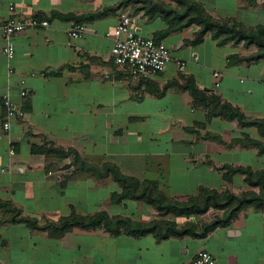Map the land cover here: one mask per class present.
I'll list each match as a JSON object with an SVG mask.
<instances>
[{"label":"crops","instance_id":"obj_1","mask_svg":"<svg viewBox=\"0 0 264 264\" xmlns=\"http://www.w3.org/2000/svg\"><path fill=\"white\" fill-rule=\"evenodd\" d=\"M196 1L217 19L264 27V16H256V4L247 0ZM118 4L0 0V21L11 16L13 6L21 19L51 23L49 29L16 34L13 60L0 56V264H188L200 251L211 252L217 264H264V212L252 208L206 237L158 239L123 228L110 232L104 225L53 235L17 222L31 217L41 225L58 224L73 214L100 213L136 224L162 221L142 201L115 202V195L123 192L117 182L82 169L75 154L61 156L51 149L72 150L90 165H115L127 177L156 182L162 193L179 201L197 196L201 188L238 195L232 187L242 184L243 192L259 191L246 184L244 175L226 178L223 169L264 172V154L234 144L245 137L262 140L260 132L213 114V105L202 98L216 97L249 121H264V59L237 62L256 55V46L220 45L210 35L193 46L189 42L199 27L163 37L168 29L163 19L139 14L133 22L137 31L166 43L173 55L165 72L139 82L117 72L112 61L113 40L107 34L120 21ZM76 24L86 25L79 40L69 36ZM178 61L186 63L184 70ZM216 73L222 76L219 88ZM191 89L203 96L196 99ZM24 90L26 97L21 96ZM5 94L26 113L8 132Z\"/></svg>","mask_w":264,"mask_h":264},{"label":"trees","instance_id":"obj_2","mask_svg":"<svg viewBox=\"0 0 264 264\" xmlns=\"http://www.w3.org/2000/svg\"><path fill=\"white\" fill-rule=\"evenodd\" d=\"M130 0H123L119 6L124 7ZM172 4L166 3L164 0H136L138 3H143L140 11H144L150 20L162 18L168 25V29L162 33L163 37L169 36L172 33L182 31L191 26H198L199 30L195 37L189 43L193 46H198L204 42L205 37L211 35L212 38L220 45H225L229 42L241 44L244 42L248 46L255 45L258 47L256 55L249 58H238L237 62H251L264 59V28H250L240 23H231L216 19L210 15L204 5L196 0H168ZM255 2L256 0H251ZM60 17L59 14H55ZM104 13L92 16L93 18L103 16ZM157 41V40H156ZM193 96L198 99L203 95L198 91L191 89ZM204 103H211L212 113L218 114L226 120H237L242 126H255L262 136V140H254L250 137L236 141L234 144H240L246 147H256L260 154H264V121L253 120L249 121L242 112L227 103H221L216 97L203 96ZM52 153L61 156L75 154L76 161L81 164L82 169L95 175L97 178H111L117 182L123 189L120 195H115V202L131 199L142 201L152 206L160 216L165 217L169 214H185L196 213L203 215L211 208L223 211L224 217L217 219L209 226L200 228L194 223H188L183 227L170 221H155L148 224H136L132 220L124 217L110 218L106 213H100L94 217H80L76 214L70 217L63 218L58 224L47 223L41 225L37 219L31 217H23L18 221L25 222L31 228L39 231H48L53 235H62L63 233L72 230L75 227L92 230L101 226H106L110 232L117 233L120 228L125 229L133 235L154 234L158 239H168L171 237H183L191 235L194 237H206L210 232L219 227L228 226L231 222L239 217V215L247 209H256L264 212V172L254 171L251 168L243 167H225L227 171L226 178L229 175L241 174L245 176V182L252 188H258L259 191H247L241 195H235L229 190L219 192L201 188L197 196H191L187 201H179L167 197L159 190L156 182L145 181L140 182L134 178L123 175L120 170L112 164L104 166L90 165L81 160L74 151H64L62 149H51ZM2 205V202L0 203ZM6 206V204H5ZM9 206V205H7ZM20 213H16L19 216ZM116 228V229H115Z\"/></svg>","mask_w":264,"mask_h":264},{"label":"built area","instance_id":"obj_3","mask_svg":"<svg viewBox=\"0 0 264 264\" xmlns=\"http://www.w3.org/2000/svg\"><path fill=\"white\" fill-rule=\"evenodd\" d=\"M14 11L15 8L11 6V16L0 21V42L3 43L0 44V56H5L10 60H13L16 55V46L13 41L16 34L32 29H49L51 27V23L47 19L38 17L21 19L15 16ZM119 16L120 21L117 27L107 34V37L113 40L111 57L115 70L127 73L139 82L155 78L165 72L173 61L172 51L167 44L141 35L133 25L130 9L121 10ZM85 33L86 25L76 24L70 29L69 36L74 40H79ZM178 66L184 70L186 63L178 61ZM36 75L32 74L34 77ZM215 77L217 79L216 87L219 88L222 76L220 73H216ZM21 84L26 85V78L22 77ZM21 96H28V91H22ZM3 106L6 111L4 130L8 132L16 121L25 119L26 113L10 94L4 95ZM11 155H15V149L11 150ZM5 171L2 170V172ZM188 264H217V261L211 252L200 251Z\"/></svg>","mask_w":264,"mask_h":264},{"label":"rangeland","instance_id":"obj_4","mask_svg":"<svg viewBox=\"0 0 264 264\" xmlns=\"http://www.w3.org/2000/svg\"><path fill=\"white\" fill-rule=\"evenodd\" d=\"M164 1L166 3H168V4H170V5L172 4L173 6H175L174 3H171L168 0H164ZM219 1L222 2L223 0H219ZM247 1H248L249 4H256V16H260V17L264 16V14H261L259 12L260 10L264 11V0H256L255 2H252L251 0H247ZM122 2H123V0H119V4L118 5H120V3H122ZM127 3L128 4L125 5L124 7L119 6V12L121 10H124V9H130V14H131L133 22H134V17L138 16L139 14H142L143 16L145 15L148 18V16L145 14L144 11H140V8L143 7V5H144L143 3H138V2H136V0H130ZM160 19H162V18H160ZM259 19H261V18H259ZM259 27H263V26H256V28H259ZM256 48L258 49L257 46H256ZM256 189H258V188H256ZM225 190H227V189H225ZM232 190L233 191L236 190L235 192H239L238 195H241L243 193L242 184L241 185H236L235 187H232ZM167 197L170 198L171 196H167ZM171 199H176V198H174V197L172 198L171 197ZM224 215H225V213L223 211L211 208L207 213H205L203 215L202 214L199 215V214H196V213H189V214L185 213V214L177 215V214H173L172 213V214H169V215H167L165 217L160 216L161 217L160 219L162 221L173 222V223L177 224L179 227H183L184 225H187L188 223H194L200 228V231H201L202 227L209 226L210 224L215 222L217 219H220V218L224 217Z\"/></svg>","mask_w":264,"mask_h":264}]
</instances>
